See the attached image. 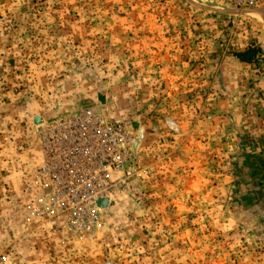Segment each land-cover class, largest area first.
Wrapping results in <instances>:
<instances>
[{"label": "rangeland", "instance_id": "374dc122", "mask_svg": "<svg viewBox=\"0 0 264 264\" xmlns=\"http://www.w3.org/2000/svg\"><path fill=\"white\" fill-rule=\"evenodd\" d=\"M254 1L233 17L193 0H0V264H264V53L262 79L238 69L226 86L220 67L235 33L264 37L257 12L240 16ZM87 108L139 131L135 176L88 233L28 220L38 129ZM214 114L227 147L174 150ZM243 125L262 133L255 158L236 147Z\"/></svg>", "mask_w": 264, "mask_h": 264}, {"label": "built area", "instance_id": "2783aa9c", "mask_svg": "<svg viewBox=\"0 0 264 264\" xmlns=\"http://www.w3.org/2000/svg\"><path fill=\"white\" fill-rule=\"evenodd\" d=\"M139 134L132 125L107 121L92 108L41 124V160L25 189L31 198L24 216L31 221L61 218L73 232L92 231L100 202H111L137 172Z\"/></svg>", "mask_w": 264, "mask_h": 264}, {"label": "crops", "instance_id": "0c3cea01", "mask_svg": "<svg viewBox=\"0 0 264 264\" xmlns=\"http://www.w3.org/2000/svg\"><path fill=\"white\" fill-rule=\"evenodd\" d=\"M232 1L233 0H193L196 6L206 9V11L212 12L213 10H218V11H223V12H229L230 14H233L231 16L236 17L239 11L237 8L233 6V4H231ZM258 3H259L258 7L260 9L252 11V13L251 12L241 13L240 16H244V14H249L252 17V16H256L254 15V13L257 12L258 17L264 20V0H258ZM253 22L256 23V21L254 20ZM242 32L244 33H238V34L235 33L233 37L234 41H232L231 43H228L227 45L225 44L223 45V47L225 46L227 47L226 49H224V51H226L225 53H228V56H226V58L224 59L220 67H221L223 76L225 77V78L223 77V79L221 80H224V84L226 86H229V85L231 86V84L234 83L236 77H239L241 79L243 77H246V74L242 75L238 71V69H248L255 73H258V75L254 74L256 77V80L263 78L262 74L259 73V68H262L261 63H263V60L257 57L258 59H256L252 63H242L236 57H234V53L245 52L249 48H253L257 46L261 49L262 54H263L264 53V37L259 40V38L256 36V40H255V36L251 37L250 35H248L247 31L242 30ZM241 75L243 77H241ZM234 89L232 90L233 92H230L228 96H226V100L224 101V104H223L224 106L227 103L233 102L234 100H239L238 98H234V95H235ZM263 110L264 108H262V111L260 112L261 114L264 113ZM217 116L218 115L216 114L210 115L208 120H206L205 122L199 123L198 127H200V129L198 127L196 129H193L192 126L190 128L181 126L179 136H182L183 138L178 139L177 137H175L177 138V140L172 143V145H174L175 147L174 150H180L183 148L193 149L195 145H198L200 143H203L205 146H207L208 149H212L213 151H215L216 148L218 147H224V145L227 147L229 143L224 142L223 140L224 137L222 138V136H225V135L227 136L229 132L226 131L225 135H224L225 130L222 131L220 129V132H217V130H219L217 129L219 126L215 122V119ZM35 123L36 125H38L40 123V120H36ZM254 123L255 125L260 124L259 121H255ZM249 124L251 123L249 122ZM248 129L249 128L244 125L240 128V130L238 131V136H240L239 137L240 140L237 142L236 147H238L239 149L240 148L245 149V150L248 149L250 156L255 158V156L257 155L256 153L257 149H256V146L253 145L254 143H252L255 141L252 138V136H257L261 138L262 133L259 132V134L256 135L253 132L249 133ZM167 137L168 136L166 135V137H164L161 141V143H163V146L165 148L167 147V144H168ZM209 154L207 153V155ZM250 156L244 157V159L246 160H243L241 162L242 165L248 166L249 163H252V161H255V159H252Z\"/></svg>", "mask_w": 264, "mask_h": 264}, {"label": "trees", "instance_id": "16d2710c", "mask_svg": "<svg viewBox=\"0 0 264 264\" xmlns=\"http://www.w3.org/2000/svg\"><path fill=\"white\" fill-rule=\"evenodd\" d=\"M234 57H236L242 63H252L258 58L263 60L262 51L257 46L249 48L245 52L234 53Z\"/></svg>", "mask_w": 264, "mask_h": 264}, {"label": "water", "instance_id": "95a60500", "mask_svg": "<svg viewBox=\"0 0 264 264\" xmlns=\"http://www.w3.org/2000/svg\"><path fill=\"white\" fill-rule=\"evenodd\" d=\"M135 147H136V145H135ZM107 206H108V200H103L102 202H100V209H103Z\"/></svg>", "mask_w": 264, "mask_h": 264}]
</instances>
